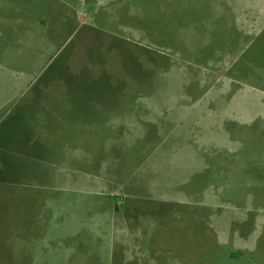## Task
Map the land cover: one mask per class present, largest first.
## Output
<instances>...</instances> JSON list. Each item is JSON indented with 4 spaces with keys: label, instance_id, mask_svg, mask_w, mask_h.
Returning <instances> with one entry per match:
<instances>
[{
    "label": "rangeland",
    "instance_id": "374dc122",
    "mask_svg": "<svg viewBox=\"0 0 264 264\" xmlns=\"http://www.w3.org/2000/svg\"><path fill=\"white\" fill-rule=\"evenodd\" d=\"M0 264H264V0H0Z\"/></svg>",
    "mask_w": 264,
    "mask_h": 264
},
{
    "label": "crops",
    "instance_id": "0c3cea01",
    "mask_svg": "<svg viewBox=\"0 0 264 264\" xmlns=\"http://www.w3.org/2000/svg\"><path fill=\"white\" fill-rule=\"evenodd\" d=\"M43 94H46L45 95V97L42 99V104H43V102H45V105H47V104H49V103H51L52 102V104H53V106L55 107V108H60L59 106H62L64 103L66 104V102L65 101H67V99H65V96L64 95H59L58 97H57V99L55 98V99H53V100H51L50 98H49V95L51 94L52 96H53V94L52 93H43ZM54 97H55V94H54ZM67 98V97H66ZM199 142H200V140H198ZM200 147V146H199ZM122 202V204H121V206L118 204V203H121ZM121 202L120 201H118L117 203H115V204H113V207H114V209L112 210V213L113 212H115V216H116V214L117 215H119V216H122L123 217V222H122V224H123V229H125L124 231H126V235H127V237H132L133 238V232L135 231V230H133L130 226H128V224L126 223L127 221H128V219H126V217H125V212H124V209H125V203L127 202V201H122L121 200ZM113 222V225H114V220L112 221ZM121 224V225H122ZM100 228H102L103 227V225H101V226H99ZM112 231H110V232H108V233H110V235H111V238L112 239H114L115 238V233H114V230H119L118 228H116V227H114V226H112ZM112 232V233H111ZM146 237V236H145ZM147 239V241H148V237L146 238ZM145 240V239H144ZM114 242V241H113ZM114 244V243H113ZM146 243L144 242V245H145ZM149 244H147V246H148Z\"/></svg>",
    "mask_w": 264,
    "mask_h": 264
}]
</instances>
